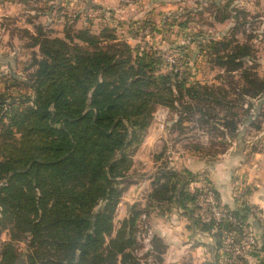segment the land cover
<instances>
[{
    "label": "trees",
    "instance_id": "trees-1",
    "mask_svg": "<svg viewBox=\"0 0 264 264\" xmlns=\"http://www.w3.org/2000/svg\"><path fill=\"white\" fill-rule=\"evenodd\" d=\"M230 19L229 13L215 17ZM68 21L63 38L43 27L31 35L42 57L34 59L33 96L20 106L9 103L6 114L0 97V264H145L136 255V235L142 215L154 208L189 211L195 228L214 238L216 253L227 233L244 239L250 207L231 211L239 226L203 222L199 189L191 192L190 186L216 190L206 176L176 171L168 162L145 206L135 205L117 231L115 220L135 155L160 108L179 114L182 134L185 121L219 133L221 144L184 147L205 159L226 155L243 126L264 131V78L253 45L241 44L235 34L215 44L219 83L203 85L161 73L159 61L137 57L114 30L96 34ZM5 233L8 242L1 241ZM153 244L160 263L165 247L157 237Z\"/></svg>",
    "mask_w": 264,
    "mask_h": 264
},
{
    "label": "rangeland",
    "instance_id": "rangeland-1",
    "mask_svg": "<svg viewBox=\"0 0 264 264\" xmlns=\"http://www.w3.org/2000/svg\"><path fill=\"white\" fill-rule=\"evenodd\" d=\"M119 1L120 11L106 12L107 23L102 30H114L120 41H126L137 50V57L159 61L161 73L174 72L179 74L181 80L185 79L190 83L218 84L221 70L213 63V53L220 46L215 44L228 43L235 34L241 44L249 43L255 48V62L260 66L259 72L264 78V20L261 18V0ZM73 4L72 0H0V97L6 103L3 114L7 113L9 103L20 106L33 96L30 86L32 74L37 69L34 59L37 57L41 60L42 57L39 48L33 46L31 35H35L36 29L43 27L51 36L63 38L66 26H71L67 19H74L73 16H68L69 9H75ZM228 13L233 18L230 21L220 23L215 20L216 16L221 19ZM219 114L222 117L226 115L222 111ZM178 120L177 112L160 108L153 121L155 125L165 126L167 140L173 143L176 150V146L184 150L190 143H203L210 148L214 143L223 142L217 131H209L207 127L200 129V125L192 121H185L183 127L186 130L182 134L178 129ZM241 132L245 136L232 139L233 145L243 139L254 143L257 152L264 151V137L260 135L264 131L259 133L246 125L241 128ZM249 151L254 155L251 148ZM247 158L250 159V155ZM122 219L117 214L116 231L120 229ZM260 223L262 222L256 224ZM262 239L264 240V235ZM9 240L7 233L1 237L2 242ZM141 246L139 243L138 250ZM20 248L24 251L25 246L21 245ZM150 257L151 254H146L143 263L155 264V259Z\"/></svg>",
    "mask_w": 264,
    "mask_h": 264
},
{
    "label": "crops",
    "instance_id": "crops-1",
    "mask_svg": "<svg viewBox=\"0 0 264 264\" xmlns=\"http://www.w3.org/2000/svg\"><path fill=\"white\" fill-rule=\"evenodd\" d=\"M72 1L75 9H69L68 16H73L74 19L67 20L72 19L77 29L88 28L94 33H100L103 25L107 23V11H120L119 0ZM261 7V18L264 20V0H261ZM165 132L166 128L162 129V125L155 124L146 132L145 141L135 155L131 175L124 185L125 194L117 213L123 218L122 221L131 217L135 205L145 206L153 191L159 169L164 162H168L176 171L188 170L194 175L206 176L217 192L220 205L227 210L237 211L249 206L250 209L260 211V221L250 216L248 222V228L256 234L259 245L248 259L237 264H261L264 261V252L260 250L264 241V151L253 155L249 150L254 143L251 145L250 142L240 139L226 155L218 159H205L198 154L180 150L179 146H176V150L173 143L167 140ZM243 135L241 132L240 138ZM260 135L264 137V133ZM165 147L166 155L159 157ZM248 155L250 159L247 158ZM201 186L202 183H194L190 190L194 192ZM149 215L154 236L165 247L160 263L155 256L152 257L155 264H231L228 256L214 251V238L195 228L189 211L173 207L170 212H160L154 208ZM259 222L262 223L256 224ZM152 254L155 255V251Z\"/></svg>",
    "mask_w": 264,
    "mask_h": 264
},
{
    "label": "built area",
    "instance_id": "built-area-1",
    "mask_svg": "<svg viewBox=\"0 0 264 264\" xmlns=\"http://www.w3.org/2000/svg\"><path fill=\"white\" fill-rule=\"evenodd\" d=\"M164 128L162 125V129ZM197 206L199 207V216L205 223L211 221L216 223L229 222L239 226V222L234 218L232 212L222 208L217 193L205 184H202L201 188H199ZM250 216L256 219L261 218L260 211L255 208L250 209ZM139 231L137 239L142 246L136 251V255L143 260L146 254H151L150 258L153 259V240L155 236L149 214L144 213L142 215ZM258 245L256 234L246 228V235L242 240H239L235 233H227L224 237V247L220 253L228 256L231 264H237L248 259Z\"/></svg>",
    "mask_w": 264,
    "mask_h": 264
}]
</instances>
